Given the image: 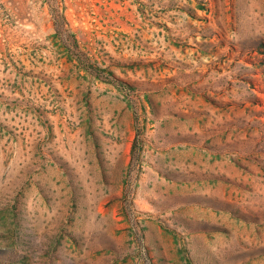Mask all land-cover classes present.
Instances as JSON below:
<instances>
[{"label": "rangeland", "instance_id": "1", "mask_svg": "<svg viewBox=\"0 0 264 264\" xmlns=\"http://www.w3.org/2000/svg\"><path fill=\"white\" fill-rule=\"evenodd\" d=\"M0 264H264V0H0Z\"/></svg>", "mask_w": 264, "mask_h": 264}, {"label": "trees", "instance_id": "2", "mask_svg": "<svg viewBox=\"0 0 264 264\" xmlns=\"http://www.w3.org/2000/svg\"><path fill=\"white\" fill-rule=\"evenodd\" d=\"M96 75H98V73H95Z\"/></svg>", "mask_w": 264, "mask_h": 264}]
</instances>
